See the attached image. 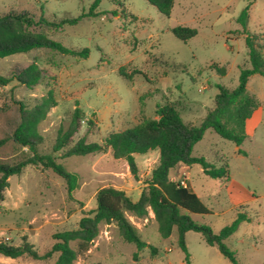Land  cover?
Listing matches in <instances>:
<instances>
[{
	"label": "rangeland",
	"instance_id": "374dc122",
	"mask_svg": "<svg viewBox=\"0 0 264 264\" xmlns=\"http://www.w3.org/2000/svg\"><path fill=\"white\" fill-rule=\"evenodd\" d=\"M95 1L0 0V15L28 12L36 21L52 22L80 18L51 37L69 49L90 51L87 59L48 49L0 59V75L6 78L32 63L45 72L33 88L16 80L0 85V141L6 139L0 144L1 161L13 163L28 151L11 140L20 121L19 103L34 106L51 90L58 106L39 126L44 137L41 154H53L59 133L69 129L76 108L84 116L71 146L83 137L89 143H103L113 132L134 127L146 117L155 118L157 107L167 102L177 105L185 123L200 125L214 108L218 85L235 89L241 70L252 68L247 35L264 37V0H176L169 17L146 0H103L98 8ZM247 7L249 17L243 25L239 18ZM179 26L195 28L198 34L181 41L172 33ZM215 65L224 67L225 75ZM121 69L128 75L135 70L140 74L123 77ZM248 91L264 110V78L253 75ZM89 120H94L92 126ZM237 148L209 130L193 156L205 158L216 168L227 166L229 180L254 193V201L233 206L225 188L229 182L207 176L195 164L190 167L189 185L210 213H183L215 233L245 214L250 221L242 222L226 245L236 253L239 264H264V112L253 135L240 147L244 154ZM55 156L77 174L76 189L70 192L60 176L43 166H27L10 177L0 200V243L21 246L26 240L39 254L47 253L56 243L55 234L77 229L81 219L95 211L101 189H120L137 201L140 192L148 189L159 160L158 151L136 155L139 173L135 177L127 161L115 159L110 149L82 157ZM169 177L179 180L180 176L173 169ZM127 217L146 242L145 249L125 243L115 224H102L90 250L74 264H186L176 229L164 239L151 210L146 218ZM186 245L190 264H232L199 233H187ZM56 259L57 254L49 260L0 255V264H50Z\"/></svg>",
	"mask_w": 264,
	"mask_h": 264
},
{
	"label": "trees",
	"instance_id": "16d2710c",
	"mask_svg": "<svg viewBox=\"0 0 264 264\" xmlns=\"http://www.w3.org/2000/svg\"><path fill=\"white\" fill-rule=\"evenodd\" d=\"M103 0H96L94 7L98 8ZM156 7L158 11L169 17L175 7L176 0H146ZM250 7L241 14L239 22L246 24ZM80 18L64 19L52 22L46 18L36 21L28 12L10 11L0 15V59L17 54H25L37 49H48L62 55L87 59L90 51L69 49L62 43L54 40L51 35L60 30L66 23L76 24ZM174 36L187 42L196 37L195 28L179 26L172 29ZM249 62L251 69H242L238 86L230 89L218 85L219 93L215 98L214 108L203 119L200 125L187 124L183 121L178 107L173 102H167L156 109L157 118H144L134 127L113 132L103 143H89L86 137L81 138L71 146L72 138L78 131L84 113L76 108L71 126L67 131L61 130L53 146V154H41L39 146L44 137L39 132L40 124L46 120L50 111L58 106L55 93L51 90L34 106L19 103L20 121L15 128L11 140L21 149L28 151L20 158L8 163L0 160V200L4 199V192L9 187V178L19 175L27 166H43L52 169L69 186L70 192L77 186V174L69 172L65 166L57 162L55 154L61 153L62 158L82 157L99 154L110 149L115 159L127 161L131 173L137 177L139 167L135 160L136 155H146L158 151L160 154L157 166L151 173L148 189L143 191L139 200L134 201L123 190L113 187L103 188L97 193V208L92 214L83 217L79 227L54 235L55 245L50 251L41 255L26 240L21 246L0 243V255L17 259L30 257L35 260H49L57 254L55 262L50 264H74L84 256L93 245L100 233L102 224H115L122 240L134 244L138 250L147 247L137 228L128 219L127 214L136 218H146L150 210L158 223L160 235L164 239L172 236L174 230L178 233V244L185 253V263L190 264V255L186 245V235L189 232L201 234L206 243L217 247L219 252L232 264H239L236 253L229 249L226 241L238 230L240 224L250 219L243 213L229 226L215 233L209 226L195 222L190 214L207 215L209 209L199 196L190 188H183L178 182L171 181L169 173L179 164L192 166L195 164L203 168L204 173L213 178L229 181L228 167L216 168L205 158L193 156L195 146L200 143L206 132L214 131L224 140L233 142L240 148L250 137L247 124L260 107V101L248 91V83L253 75L264 78V37L249 34L246 37ZM221 75H225V68L214 66ZM37 63L17 71L11 78L0 75V85L6 86L13 80L33 88L44 77ZM140 74L135 70L130 75L124 73L123 77L131 78ZM94 120H89L92 126ZM6 139L0 141L4 144ZM239 154H244L241 149ZM72 244H75L73 246Z\"/></svg>",
	"mask_w": 264,
	"mask_h": 264
},
{
	"label": "crops",
	"instance_id": "0c3cea01",
	"mask_svg": "<svg viewBox=\"0 0 264 264\" xmlns=\"http://www.w3.org/2000/svg\"><path fill=\"white\" fill-rule=\"evenodd\" d=\"M263 112H264V110H263V107H262L261 102H260V107L258 108V110H256V112L254 113L253 117L251 118V120H249V122L247 124V131H248V134L250 136L253 135L254 128H256L261 123L262 117H263ZM155 118H157V116ZM237 149L239 150L240 148H237ZM151 153L152 152H150V153H148L146 155H149ZM159 157H160V154H159ZM175 169L177 170V173L180 176L179 177V180H180L184 172H188L190 174V169L191 168L188 165L179 164ZM179 180H171V181L178 182ZM227 182H229V183H227L225 185V188H226V191H227V195H228L229 201H230V203L233 206L234 205L237 206V205H240V204H243V203H251V202L254 201V199H255V194L254 193H252L251 191H249L246 188L242 187L241 185H239L237 183H234L233 181L229 180ZM189 187L191 188L190 185H189ZM141 194H142V192H140L139 198H140ZM151 214L154 215L152 211H151Z\"/></svg>",
	"mask_w": 264,
	"mask_h": 264
},
{
	"label": "built area",
	"instance_id": "2783aa9c",
	"mask_svg": "<svg viewBox=\"0 0 264 264\" xmlns=\"http://www.w3.org/2000/svg\"><path fill=\"white\" fill-rule=\"evenodd\" d=\"M190 176L188 172H184L181 179L178 181L179 185L183 188L189 187Z\"/></svg>",
	"mask_w": 264,
	"mask_h": 264
}]
</instances>
